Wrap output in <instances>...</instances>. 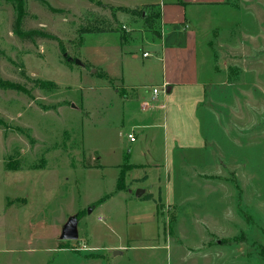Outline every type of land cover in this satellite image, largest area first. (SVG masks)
Segmentation results:
<instances>
[{
	"label": "rangeland",
	"instance_id": "1",
	"mask_svg": "<svg viewBox=\"0 0 264 264\" xmlns=\"http://www.w3.org/2000/svg\"><path fill=\"white\" fill-rule=\"evenodd\" d=\"M162 1L29 0L22 30L55 39L24 41L0 0V80L17 87H0V264H264V0L199 17L214 43L199 146L177 141V158L133 171L121 81L100 72L155 54L144 37L161 35L159 9L145 3ZM73 217L79 238L63 241Z\"/></svg>",
	"mask_w": 264,
	"mask_h": 264
},
{
	"label": "crops",
	"instance_id": "2",
	"mask_svg": "<svg viewBox=\"0 0 264 264\" xmlns=\"http://www.w3.org/2000/svg\"><path fill=\"white\" fill-rule=\"evenodd\" d=\"M231 2L232 0H168L145 3L156 6L160 14L158 20L161 35L154 37L148 34L144 37L145 43L156 49L155 54L144 51L142 57L145 61L140 66V53L134 49L129 52L130 56L121 60V71L118 69V62H114L108 63L104 71L100 72L108 82L121 81L120 86L110 88L116 94L120 91L124 108L123 122H130L128 136L133 134L136 138L135 142H130L132 147L125 157V164L134 166L133 171H147L148 167L154 166L159 170L160 163L156 162V157H162L164 161L171 159L170 156L173 160L177 158L180 154L175 147L177 141L192 142L189 140L193 139L194 143H188L186 147L199 146L197 127H201V120L198 112L209 82L208 79H203L202 69L208 66L211 48L214 47L213 41L207 43L200 39L203 25L199 17L204 14L212 16L213 8H228ZM189 10H193L190 18ZM211 21L213 23V18ZM209 27L210 34L215 39L218 38V29L215 26L213 29L210 24L205 26V34L210 32ZM145 53L149 56L144 57ZM102 62L108 61L103 59ZM154 88L161 90L155 99L152 91ZM146 192L140 199L148 195ZM165 200H169L166 195H157L156 211L143 217L156 222L158 204Z\"/></svg>",
	"mask_w": 264,
	"mask_h": 264
},
{
	"label": "trees",
	"instance_id": "3",
	"mask_svg": "<svg viewBox=\"0 0 264 264\" xmlns=\"http://www.w3.org/2000/svg\"><path fill=\"white\" fill-rule=\"evenodd\" d=\"M1 1H5V2H9L12 3L14 5L15 8V12H16V20H15V25L13 27V31L15 34H17L22 40L24 41H34L37 37H41V38H51V35L46 34L44 32H37V31H29V32H24L22 30V25L24 22V19L27 15V10L25 8V3L29 0H1ZM31 1H37V2H41L44 3V0H31ZM155 19H159L160 14H156ZM153 21V20H152ZM51 39H55V38H51ZM0 87L2 88H11L13 90H17V87H10V85L8 83H4L0 80ZM128 169H131L134 166H131L129 164H125ZM101 167V165L99 164V162L95 163V165L92 168H99ZM9 170H12L9 166L8 168ZM125 179H126V175L125 172L123 171V168H121V173H120V177L118 180V191L121 190H125L126 186H125Z\"/></svg>",
	"mask_w": 264,
	"mask_h": 264
},
{
	"label": "water",
	"instance_id": "4",
	"mask_svg": "<svg viewBox=\"0 0 264 264\" xmlns=\"http://www.w3.org/2000/svg\"><path fill=\"white\" fill-rule=\"evenodd\" d=\"M77 64L80 65L81 62L77 61ZM144 194V191H138L137 197L140 198ZM61 240L63 241H76L79 238L78 233V219L76 217H73L69 220V222L66 224V226L63 229ZM117 255V253H116Z\"/></svg>",
	"mask_w": 264,
	"mask_h": 264
},
{
	"label": "built area",
	"instance_id": "5",
	"mask_svg": "<svg viewBox=\"0 0 264 264\" xmlns=\"http://www.w3.org/2000/svg\"><path fill=\"white\" fill-rule=\"evenodd\" d=\"M143 56H144V57H147V56H149V54H148V53H145ZM160 92H161L160 89H158V88H154V89H153V94H154L153 99H155L156 96H157ZM128 138L130 139L131 142H135V141H136V138H135V136H134L133 134H130V135L128 136ZM99 220L102 221V218H100Z\"/></svg>",
	"mask_w": 264,
	"mask_h": 264
}]
</instances>
